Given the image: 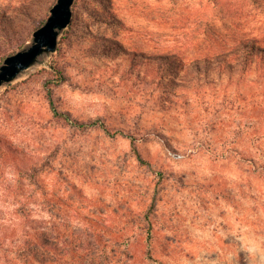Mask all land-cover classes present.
<instances>
[{
	"label": "rangeland",
	"instance_id": "374dc122",
	"mask_svg": "<svg viewBox=\"0 0 264 264\" xmlns=\"http://www.w3.org/2000/svg\"><path fill=\"white\" fill-rule=\"evenodd\" d=\"M55 2L0 0V64ZM75 2L57 51L0 87V264L93 220L131 237L129 264H264V59H217L242 39L264 48V0ZM164 55L179 64L160 68ZM48 82L59 109L138 136L151 167L128 138L57 120Z\"/></svg>",
	"mask_w": 264,
	"mask_h": 264
},
{
	"label": "trees",
	"instance_id": "16d2710c",
	"mask_svg": "<svg viewBox=\"0 0 264 264\" xmlns=\"http://www.w3.org/2000/svg\"><path fill=\"white\" fill-rule=\"evenodd\" d=\"M76 2L73 5L75 7ZM74 20V19H73ZM45 20H43V23ZM42 23V24H43ZM41 24V25H42ZM7 30L5 26L4 31ZM106 48H111L112 45L102 43ZM255 39H242L237 47L233 48L227 54L221 53L217 55L220 62L219 65L230 67V62L225 60V56H236L243 68L248 66L252 59L260 56L264 59V48L257 45ZM20 49V48H19ZM16 51H13L14 53ZM11 53V54H12ZM227 56V57H228ZM6 56L1 58V62ZM168 55L160 56V68L172 69L179 64L177 56L170 57ZM194 63L197 71H202L203 64L208 66L209 59L199 60ZM248 64V65H247ZM182 65V63H181ZM65 78L60 73V81ZM165 84V83H164ZM49 105L53 116L57 120L64 122L72 129L87 130L91 127L103 129L110 136H123L130 140L132 153L137 160L145 165L150 166V161L143 157L139 147L137 146L138 136L123 128L112 130L107 126V123L101 118L82 121L75 118L69 111L58 108L54 100L53 88L46 85ZM46 161H44L45 163ZM47 163L48 160H47ZM31 177H35L36 170L27 173ZM153 204L150 205V208ZM148 224L144 228L147 231V248L146 255L150 259L153 257V227L149 222V214L147 213ZM109 225L102 224L95 220L90 221V224L84 226L80 231L71 235V238H65L64 243L59 241L56 227L53 225L40 234V236L27 240L21 247L15 250L12 254V264H129L132 260V255L129 253L130 236L125 238H113L105 236L104 233L109 230Z\"/></svg>",
	"mask_w": 264,
	"mask_h": 264
},
{
	"label": "water",
	"instance_id": "95a60500",
	"mask_svg": "<svg viewBox=\"0 0 264 264\" xmlns=\"http://www.w3.org/2000/svg\"><path fill=\"white\" fill-rule=\"evenodd\" d=\"M76 0H56L45 22L33 32L31 42L7 55L0 64V87L19 79L27 70L44 64L56 52L63 31L72 23Z\"/></svg>",
	"mask_w": 264,
	"mask_h": 264
}]
</instances>
